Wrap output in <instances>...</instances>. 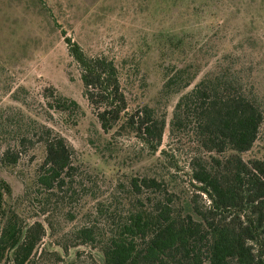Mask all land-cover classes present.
Masks as SVG:
<instances>
[{
  "label": "rangeland",
  "instance_id": "rangeland-1",
  "mask_svg": "<svg viewBox=\"0 0 264 264\" xmlns=\"http://www.w3.org/2000/svg\"><path fill=\"white\" fill-rule=\"evenodd\" d=\"M63 34L87 55L115 62L127 111L147 105L164 117L157 151L149 152L129 132L101 131ZM169 64L196 73L190 87L211 71L233 66L264 109V0H0V117L16 118L20 110L61 134L80 165L76 197L84 199L71 203L66 215L58 196L45 200L34 191L42 142L24 148L15 164L0 162V179L10 187L6 201L24 226L39 221L45 229L30 264H102L99 243H81L74 232L87 222L106 228V215L86 217L84 209L91 211L97 201L112 209L126 176L170 170L179 193L194 192L188 164L200 150L191 137L169 131L179 95L162 90ZM46 88L76 100L80 110L52 108ZM109 137L112 144L104 148ZM241 156L264 161V116L252 147ZM198 200L203 203L204 196Z\"/></svg>",
  "mask_w": 264,
  "mask_h": 264
},
{
  "label": "trees",
  "instance_id": "trees-1",
  "mask_svg": "<svg viewBox=\"0 0 264 264\" xmlns=\"http://www.w3.org/2000/svg\"><path fill=\"white\" fill-rule=\"evenodd\" d=\"M63 37L101 131L129 132L149 152L157 151L164 117L147 105L127 111L115 62L89 56ZM195 75L187 65L169 64L162 84L165 93L179 94L169 131L191 137L200 150L188 164L194 192L179 193L175 175L166 170L120 179L123 194L112 209L97 201L85 210L79 202L86 217L106 215V228L87 222L74 232L81 243H99L102 264H264V161L241 156L257 138L263 104L233 66L211 71L190 87ZM45 96L58 111L80 110L76 100L54 94L52 88L45 89ZM18 112L16 118L0 117V162L15 164L24 148L42 142L44 158L35 172L34 191L45 200L58 196L68 215L71 203L84 201L76 197L80 165L74 150L53 128ZM111 144L109 137L104 148ZM83 187L80 183V193ZM6 194L10 187L0 179V264H30L44 226L39 221L24 226ZM202 196L205 203L198 202Z\"/></svg>",
  "mask_w": 264,
  "mask_h": 264
}]
</instances>
